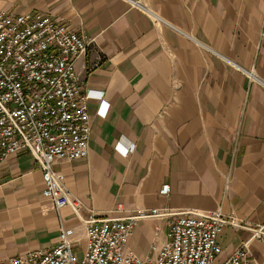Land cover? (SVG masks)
I'll use <instances>...</instances> for the list:
<instances>
[{
	"label": "crops",
	"instance_id": "obj_1",
	"mask_svg": "<svg viewBox=\"0 0 264 264\" xmlns=\"http://www.w3.org/2000/svg\"><path fill=\"white\" fill-rule=\"evenodd\" d=\"M136 1L0 0V12L47 15L91 42L76 61L81 89L104 92L102 104L88 101V156L54 163L82 218L43 196L29 150L0 166L1 262L50 250L63 228L82 257L90 210L220 209L264 223V0ZM167 231L165 219H142L127 248L152 256ZM249 235L226 225L212 264H226ZM249 250L264 264L262 242Z\"/></svg>",
	"mask_w": 264,
	"mask_h": 264
},
{
	"label": "built area",
	"instance_id": "obj_2",
	"mask_svg": "<svg viewBox=\"0 0 264 264\" xmlns=\"http://www.w3.org/2000/svg\"><path fill=\"white\" fill-rule=\"evenodd\" d=\"M90 43L47 15L0 12V166L11 154L29 150L42 171L43 196L57 210L68 207L79 218L85 206L64 186V175L54 163L88 156V101H104V92H82L76 69ZM90 211L83 219L87 249L82 257L73 250L74 230L63 228L50 250L29 251L0 264H212L221 252L217 237L226 225L250 231L226 264H254L250 243L264 244V223L250 225L220 209H138L123 217ZM149 217L166 220L167 239L152 246L156 254L140 257L127 243L139 221Z\"/></svg>",
	"mask_w": 264,
	"mask_h": 264
}]
</instances>
